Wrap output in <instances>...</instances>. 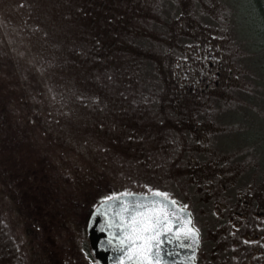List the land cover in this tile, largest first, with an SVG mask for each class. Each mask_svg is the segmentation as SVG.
I'll list each match as a JSON object with an SVG mask.
<instances>
[{"label": "rangeland", "instance_id": "rangeland-1", "mask_svg": "<svg viewBox=\"0 0 264 264\" xmlns=\"http://www.w3.org/2000/svg\"><path fill=\"white\" fill-rule=\"evenodd\" d=\"M245 5L0 0V113L11 119L23 165L40 169L32 177L36 189L46 193L45 181L67 180L65 191L87 201L149 186L178 202L203 191L218 208L227 184L234 193L244 189L239 196L264 200V48L251 41ZM205 46L219 48L226 69L221 87L200 96L188 91L191 81L182 74ZM6 180L0 177V264H35L20 238L21 203L13 202ZM50 198L44 197L50 211L75 202L66 194ZM200 201L182 203L195 209ZM68 210L80 229L90 206ZM221 233L206 234L218 240L208 241L209 264L240 256ZM43 234L40 243L52 239Z\"/></svg>", "mask_w": 264, "mask_h": 264}, {"label": "trees", "instance_id": "trees-1", "mask_svg": "<svg viewBox=\"0 0 264 264\" xmlns=\"http://www.w3.org/2000/svg\"><path fill=\"white\" fill-rule=\"evenodd\" d=\"M245 3L249 28L252 32L251 41L253 42L254 39L256 48L261 50L264 48V0H245ZM229 75L231 74L229 73ZM155 81L158 82L157 79ZM10 121L11 119H9L7 113H3V115L0 113V160L2 161L0 163V177H2V181L3 176L7 177L8 192L13 196V202L17 203L19 201L18 203H21V205L16 206V213L26 229L25 232L21 233L20 237L25 244L26 252L29 251L34 258H37L35 264H88L89 262L98 264L88 240L86 226L90 214L103 200L101 198L97 200L93 198L89 201H87V198L75 200V195L71 194L73 193L72 191H65V189H68L66 187L67 180H63L61 186H51V182L45 181L46 187H49L46 193H42L40 191L42 189H36L39 185L37 182L32 181V177L34 176V180H36L40 169H35L33 173V168L29 164L26 165L28 162L23 165L22 155H17L16 153L20 140L16 138L15 130L13 132ZM198 158L204 157L199 154ZM54 169V174H56L58 170L56 167ZM24 180L25 183L22 182ZM42 182L44 183V181ZM14 183L19 184L14 185ZM63 194H66V199L71 196L70 199L73 198L75 202L66 200V202L53 206V210L50 211L48 209L50 200L44 202V197L50 198L52 195L50 199L58 201ZM71 204L77 208L90 206L86 219L79 222L80 229L73 227L70 223L69 216H71V213H68V209ZM50 207H52V204ZM44 232L47 233L46 237L50 235V238H52L51 240L49 239V243L46 239L43 242L50 245L49 248L45 247V245L42 246V242L40 243L45 237ZM67 232L70 234L68 243H61L60 238ZM66 250H68L69 256H66Z\"/></svg>", "mask_w": 264, "mask_h": 264}, {"label": "flooded vegetation", "instance_id": "flooded-vegetation-1", "mask_svg": "<svg viewBox=\"0 0 264 264\" xmlns=\"http://www.w3.org/2000/svg\"><path fill=\"white\" fill-rule=\"evenodd\" d=\"M215 52L216 47L205 46L201 52L194 53L196 60L201 59L196 61L195 65L188 64L187 74H182L184 78L187 77L191 81L189 92L203 96L207 92L210 93V91L221 87L225 62ZM229 76L227 74L226 77ZM182 84L184 83L182 82ZM200 105L201 103H197V106ZM206 181L204 180V182ZM243 190L239 189L234 193L231 191V187L225 184L216 197L223 194L218 208L215 204H211L212 198L205 196L203 191L196 195L190 192L192 198L186 196L187 202L179 199L181 200L179 204L187 203L191 206L194 204L195 198L201 200L195 209L184 205L190 209L193 224L199 230L200 241L195 264H209L211 254L209 246H207L208 241L217 243L218 240H214L206 234L212 233L213 230L222 231L219 239L226 242L228 249L240 252V256H233L232 264H244L243 260L249 254L253 255L251 264H264V200H259L255 194L251 197L239 196ZM210 193L212 194V190ZM217 209L220 211L215 212Z\"/></svg>", "mask_w": 264, "mask_h": 264}, {"label": "snow or ice", "instance_id": "snow-or-ice-1", "mask_svg": "<svg viewBox=\"0 0 264 264\" xmlns=\"http://www.w3.org/2000/svg\"><path fill=\"white\" fill-rule=\"evenodd\" d=\"M125 195L134 197L136 194ZM140 195L143 197V203L136 199L121 213L124 223L120 227L127 236L122 242L127 245L125 250L132 252L130 260L135 258L137 264H166L162 261L161 244L164 242V236H171L174 231L182 232V235L176 237L180 241L185 238H190L193 242L198 241V229L189 226L191 216L186 212V206L178 204L169 193L150 186L147 193ZM112 196L101 197V200L108 201ZM185 215L187 221L183 219ZM173 224H179L180 227L173 228Z\"/></svg>", "mask_w": 264, "mask_h": 264}, {"label": "water", "instance_id": "water-1", "mask_svg": "<svg viewBox=\"0 0 264 264\" xmlns=\"http://www.w3.org/2000/svg\"><path fill=\"white\" fill-rule=\"evenodd\" d=\"M127 193L136 195L129 197L122 193L113 196L108 201H102L94 208L88 219L89 243L99 264H137L135 258L129 259L132 256V252L131 250L126 251L127 245L122 242L123 239H127V236L120 227L124 223L121 219V213L122 210L130 207L136 199L143 203V197L140 194L144 192ZM186 212L190 213L191 216L189 226L197 229L193 224L191 211L186 208ZM179 218L180 214L178 213ZM183 219L187 221V216L185 215ZM171 227L177 228L180 225L173 224ZM180 235H182V232L174 231L171 236H164V242L161 244L162 261L166 262V264H195L200 241L199 231L197 232L198 241L196 242H193L190 238L180 241L176 238Z\"/></svg>", "mask_w": 264, "mask_h": 264}]
</instances>
